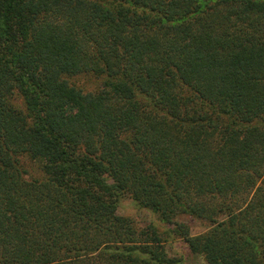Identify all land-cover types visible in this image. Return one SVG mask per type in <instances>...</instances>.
Wrapping results in <instances>:
<instances>
[{
	"label": "trees",
	"instance_id": "1",
	"mask_svg": "<svg viewBox=\"0 0 264 264\" xmlns=\"http://www.w3.org/2000/svg\"><path fill=\"white\" fill-rule=\"evenodd\" d=\"M172 237L264 264V0H0V264H182Z\"/></svg>",
	"mask_w": 264,
	"mask_h": 264
},
{
	"label": "rangeland",
	"instance_id": "2",
	"mask_svg": "<svg viewBox=\"0 0 264 264\" xmlns=\"http://www.w3.org/2000/svg\"><path fill=\"white\" fill-rule=\"evenodd\" d=\"M69 82L79 90L84 92H95L102 89L99 81L91 75H77L73 77H67ZM21 109V106L18 105ZM30 156V155H28ZM23 167L28 169L31 174L42 173V160L24 158ZM118 214L127 218H130L136 222V224L143 228L149 225H155L162 233L166 234L169 230L173 229V225L164 223L161 221L158 215L151 211L138 208L133 199L130 196H125L121 199L118 208ZM180 222L186 223L190 229L192 235H199L206 232V224L202 221L192 219L191 217L184 216L178 219ZM163 237H167L164 235ZM168 242L165 244V248L171 257H176L182 260V264H205V260L201 256L192 254L188 245L184 240L177 237L168 238Z\"/></svg>",
	"mask_w": 264,
	"mask_h": 264
}]
</instances>
